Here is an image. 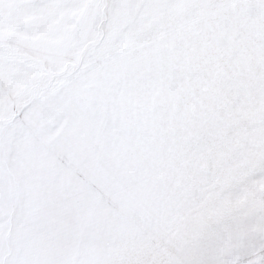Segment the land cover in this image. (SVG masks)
<instances>
[{
  "label": "snow or ice",
  "instance_id": "obj_1",
  "mask_svg": "<svg viewBox=\"0 0 264 264\" xmlns=\"http://www.w3.org/2000/svg\"><path fill=\"white\" fill-rule=\"evenodd\" d=\"M0 264H264V0H0Z\"/></svg>",
  "mask_w": 264,
  "mask_h": 264
}]
</instances>
